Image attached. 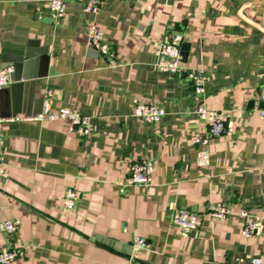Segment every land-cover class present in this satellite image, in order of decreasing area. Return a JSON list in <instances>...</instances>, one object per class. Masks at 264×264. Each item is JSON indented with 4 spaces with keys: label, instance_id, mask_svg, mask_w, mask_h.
<instances>
[{
    "label": "crops",
    "instance_id": "obj_1",
    "mask_svg": "<svg viewBox=\"0 0 264 264\" xmlns=\"http://www.w3.org/2000/svg\"><path fill=\"white\" fill-rule=\"evenodd\" d=\"M89 1L64 0L65 17L54 21L48 0H0V68H14L0 91V222L21 224L0 232V252L21 254L11 264H264V0H108L87 15ZM90 23L113 64L89 47ZM174 31L188 46L186 71L203 70L201 97L184 75L155 69V44ZM47 91L52 111L91 117L89 137L66 122L11 120L39 114ZM137 102L166 115L145 124L132 116ZM200 104L229 123L203 169L193 144L205 132ZM143 160L154 164L153 184L132 186L129 168ZM68 188L78 196L72 211L62 205ZM217 203L260 218L261 234L242 238L238 217L210 221ZM177 208L201 216L196 231L171 225ZM138 238L147 250L132 247Z\"/></svg>",
    "mask_w": 264,
    "mask_h": 264
},
{
    "label": "built area",
    "instance_id": "obj_2",
    "mask_svg": "<svg viewBox=\"0 0 264 264\" xmlns=\"http://www.w3.org/2000/svg\"><path fill=\"white\" fill-rule=\"evenodd\" d=\"M108 0H90L89 4L83 9L87 15H96L99 10L106 5ZM47 9L54 21L62 20L66 13V4L64 0H48ZM88 45L101 58L109 64L115 60V51L104 39L103 33L94 23H90L87 30ZM183 44L184 36L181 32H171L162 40L155 44V53L157 61L155 69L162 73L170 75H184L189 81L194 95L201 97L204 94L205 76L201 68L190 69L186 71L183 62ZM12 67L0 68V91L10 84L9 76L12 74ZM52 92L47 91L43 97L42 107L39 114L28 118H14L11 120H27L34 122H66L70 132L81 138H87L92 133V119L80 112L62 108L52 111L50 102ZM260 108L258 111L259 119L264 126V87L259 92ZM194 113L204 123L205 132L202 135L195 136L193 144L197 148L196 166L198 168H207L210 164L209 145L211 140L221 138L229 131L228 118L222 112H217L198 105ZM166 115L163 108L144 102H137L133 105L132 116L145 124L158 125ZM4 122L0 119V124ZM1 139V132H0ZM128 183L132 186L149 187L153 184L154 164L152 160H143L134 162L129 168ZM5 176V168L0 163V178ZM78 196L77 193L68 188L64 192L62 205L65 211H72L75 208ZM205 217L210 221H222L230 217H238L242 220L240 236L244 239L259 236L263 230V222L260 218L247 210H235L226 203L211 204L208 206ZM201 216L186 209H173L171 225L186 235L198 229ZM21 224L19 220H7L0 222V232L4 234L15 233ZM132 247L136 250H147L148 244L144 239H136ZM21 254L17 251L4 250L0 252V264H11ZM249 264H263L260 258H251Z\"/></svg>",
    "mask_w": 264,
    "mask_h": 264
},
{
    "label": "water",
    "instance_id": "obj_3",
    "mask_svg": "<svg viewBox=\"0 0 264 264\" xmlns=\"http://www.w3.org/2000/svg\"><path fill=\"white\" fill-rule=\"evenodd\" d=\"M187 50H188V46L186 45V44H183V61H185V58H186V52H187ZM11 67V66H10ZM13 69V72H14V68H12ZM12 72V73H13ZM17 83H21V79H17V80H15ZM42 101H43V98H42V100H41V107H42ZM41 111V110H40ZM99 243H102V244H105V245H107V246H109V247H111V248H113V249H118V248H120L121 247V245L118 243V242H113V241H108V240H105V239H98L97 240Z\"/></svg>",
    "mask_w": 264,
    "mask_h": 264
}]
</instances>
